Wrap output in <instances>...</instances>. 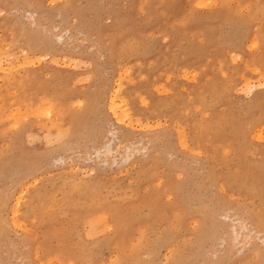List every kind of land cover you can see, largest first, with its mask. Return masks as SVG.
<instances>
[{
  "label": "rangeland",
  "instance_id": "374dc122",
  "mask_svg": "<svg viewBox=\"0 0 264 264\" xmlns=\"http://www.w3.org/2000/svg\"><path fill=\"white\" fill-rule=\"evenodd\" d=\"M73 263L264 264V0H0V264Z\"/></svg>",
  "mask_w": 264,
  "mask_h": 264
},
{
  "label": "bare ground",
  "instance_id": "6f19581e",
  "mask_svg": "<svg viewBox=\"0 0 264 264\" xmlns=\"http://www.w3.org/2000/svg\"><path fill=\"white\" fill-rule=\"evenodd\" d=\"M207 1H209V0H207ZM213 1H215V0H213ZM203 4H204V3H203ZM211 5H212V4H211ZM205 6H206V5H205ZM258 15H259V14H258ZM240 19L242 20V18H240ZM241 20H240V21H241ZM234 21H236V19H235ZM238 21H239V20H238ZM244 21H245V20H244ZM230 22H231V21H230ZM232 23H233V22H232ZM237 23H238V22H237ZM245 23H246V22H245ZM247 23H248V22H247ZM246 25H247V24H246ZM239 26H240V25H239ZM210 28H211V27H210ZM210 28H209V29H210ZM234 28H235V27H234ZM254 30H255V29H254ZM241 31H242V30H241ZM243 31H244V30H243ZM243 31H242V32H243ZM252 33H254V32H252ZM245 34H246V33H245ZM245 34H244V35H245ZM250 42H251V41H250ZM255 42H257V41L255 40ZM251 43H254V42H251ZM261 44H262V43H261ZM194 46H197V45H194ZM248 46H249V44H248ZM251 46H252V45H251ZM198 48H199V47H198ZM247 48H249V47H247ZM199 50H200V49H199ZM195 51H196V50H195ZM199 54H200V53H199ZM202 54H203V53H202ZM234 54H235V53H234ZM233 56H234V55H233ZM231 59H232V58H231ZM254 65H255V64H254ZM261 65H262V64H261ZM252 67H253V66H252ZM250 68H251V66H250ZM249 70H250V69H249ZM250 71H251V70H250ZM257 71H258V70H257ZM262 72H263V71H262ZM259 73H260V72H259ZM262 74H263V73H262ZM202 87H203V86H202ZM121 88H122V87H121ZM116 90H118V89H116ZM117 94H118V93H117ZM112 97H113V96H112ZM123 98H124V97H123ZM112 100H113V99H112ZM47 101H48V100H47ZM49 102H51V101H49ZM112 102H113V101H112ZM112 102H111V103H112ZM111 103H110V104H111ZM114 104H117V107H118V104H119V103H117V102L114 101V102H113V105H114ZM123 104H124V103H123ZM41 105H42V104H41ZM51 105H52V104H51ZM119 105H120V104H119ZM42 106H43V105H42ZM42 106H41V107H42ZM52 106H53V105H52ZM114 106H115V105H114ZM41 107H40V110H41ZM43 108H44V107H43ZM43 108H42V110H44ZM53 108H54V107H53ZM113 108H114V107H113ZM110 109H111V108H110ZM117 109H118V108H117ZM40 110H39V111H40ZM54 110H56V108H55ZM44 111H45V110H44ZM47 111H48V110H47ZM36 112H37V111H36ZM50 112L52 113V111H50ZM54 112H55V111H54ZM54 112H53V113H54ZM122 112H123V111H122ZM37 113H38L37 115H39L40 112H37ZM55 113H57V112H55ZM60 113H62V112H60ZM44 114H45V113H44ZM45 115H46V117H47L48 119H50V118L47 116V114H45ZM45 115L43 116L44 118H45ZM58 115H60V114H58ZM58 115H57V116H58ZM61 115H62V114H61ZM71 115H72V114H71ZM10 116H11V115H10ZM41 116H42V115H41ZM54 116L57 117L55 114H54ZM72 116H73V115H72ZM74 116H76V115H74ZM123 116H124V117H127V113H126V111L123 112ZM123 116H122V117H123ZM11 117H12V116H11ZM76 117H77V116H76ZM117 117H118V116H117ZM53 118H54V117H53ZM62 118L65 119L64 116H62L61 119H62ZM8 119H9V118H8ZM45 119H46V118H45ZM51 119H52V118H51ZM76 119H77V118H76ZM119 119H120V118H119ZM124 119H125V118H124ZM57 120H58V119H57ZM57 120H56V121H57ZM59 120H60V119H59ZM52 122H53V121H52ZM57 122H58V121H57ZM54 123H55V121H54ZM54 123H53V124H54ZM55 124H56V123H55ZM57 125H58V124H57ZM59 126H60V125H59ZM54 127H55V126H54ZM56 128H57V127H55V129H56ZM40 131H41V130H40ZM258 134H260V133H258ZM258 134H257V135H258ZM257 135L254 136L256 139H257V137H258V138L260 137L261 140L263 139V138H261L260 135H259V136H257ZM256 136H257V137H256ZM58 139H59V138H58ZM184 139H185V138H184ZM205 140H206V139H205ZM247 142H248V141H247ZM108 149H109V148H108ZM107 151H109V150H107ZM107 151H106V152H107ZM16 203H18V201H17ZM16 205H17V204H16ZM19 206H20V205H19ZM16 211H17V210H16ZM88 219H89V218H88ZM241 221H242V220H241ZM13 223H14V222H13ZM106 223H107V222H106ZM106 227H107V226H106ZM96 228H97V227H96ZM105 229H107V228H105ZM91 230H92V229H91ZM95 231H96V230H95ZM94 233H95V232H94ZM94 233H93V234H94ZM116 233H117V232H116ZM107 239H108V238H107ZM107 242H108V241H107ZM240 244H241V243H240ZM73 264H74V263H73Z\"/></svg>",
  "mask_w": 264,
  "mask_h": 264
}]
</instances>
